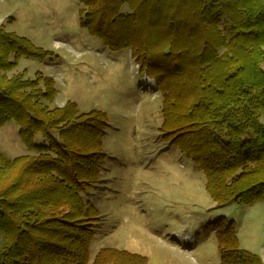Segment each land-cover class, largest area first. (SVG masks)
<instances>
[{
    "label": "trees",
    "instance_id": "trees-1",
    "mask_svg": "<svg viewBox=\"0 0 264 264\" xmlns=\"http://www.w3.org/2000/svg\"><path fill=\"white\" fill-rule=\"evenodd\" d=\"M80 3L81 29L112 52L130 50L138 74L155 82L163 140L204 172L212 201H264V0ZM52 55L0 27V128L15 122L31 153H0V264H90L100 212L85 197L108 163L109 119L72 101L52 106V77L16 71L22 60ZM212 225L219 264H264L241 248L233 220L220 216ZM91 264L148 258L105 247Z\"/></svg>",
    "mask_w": 264,
    "mask_h": 264
},
{
    "label": "rangeland",
    "instance_id": "rangeland-1",
    "mask_svg": "<svg viewBox=\"0 0 264 264\" xmlns=\"http://www.w3.org/2000/svg\"><path fill=\"white\" fill-rule=\"evenodd\" d=\"M81 8L80 0H0V27L54 53L44 62L22 60L16 70L32 79L37 72L52 77V106L72 101L82 113L108 116V163L98 189L85 197L100 212L90 264L105 247L145 256L148 264H219L212 224L220 216L237 224L241 248L264 262V201H212L204 172L163 140V99L155 82L138 74L130 50L112 52L81 29ZM42 141L41 135L34 139ZM0 153L9 159L31 154L15 122L0 128Z\"/></svg>",
    "mask_w": 264,
    "mask_h": 264
},
{
    "label": "bare ground",
    "instance_id": "bare-ground-1",
    "mask_svg": "<svg viewBox=\"0 0 264 264\" xmlns=\"http://www.w3.org/2000/svg\"><path fill=\"white\" fill-rule=\"evenodd\" d=\"M142 81H144L145 85L149 86L150 85V80L149 79H143Z\"/></svg>",
    "mask_w": 264,
    "mask_h": 264
}]
</instances>
